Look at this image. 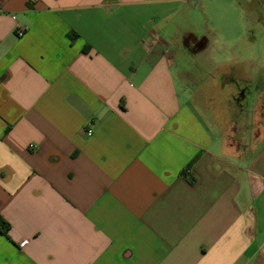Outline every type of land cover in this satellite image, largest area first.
I'll return each mask as SVG.
<instances>
[{
  "label": "crops",
  "instance_id": "1",
  "mask_svg": "<svg viewBox=\"0 0 264 264\" xmlns=\"http://www.w3.org/2000/svg\"><path fill=\"white\" fill-rule=\"evenodd\" d=\"M259 45L264 0H0V264H264Z\"/></svg>",
  "mask_w": 264,
  "mask_h": 264
},
{
  "label": "rangeland",
  "instance_id": "2",
  "mask_svg": "<svg viewBox=\"0 0 264 264\" xmlns=\"http://www.w3.org/2000/svg\"><path fill=\"white\" fill-rule=\"evenodd\" d=\"M197 31H199L197 29ZM201 33V32H199ZM264 51V46H258L256 51ZM198 57L185 56L182 60L179 59L178 67L180 69H188L192 77L189 80H185L183 83L190 89L196 90L201 88L202 81H208L205 79L207 72L211 69L207 65H203L200 61H197ZM258 63L249 64L243 63H230L226 66L227 78H220L219 80L225 83V86L220 89V96L224 98V103L229 108L230 118L238 121L241 117L249 118L250 114L253 115L255 105L261 102L262 108H264V77H262L260 71H256ZM259 66L264 65V62L259 63ZM210 68V69H209ZM203 77V78H201ZM255 86L258 87L255 88ZM260 95V96H259ZM193 105L200 112L202 97L201 95H195ZM264 114V112H262ZM264 117V116H262ZM264 119V118H262Z\"/></svg>",
  "mask_w": 264,
  "mask_h": 264
},
{
  "label": "built area",
  "instance_id": "3",
  "mask_svg": "<svg viewBox=\"0 0 264 264\" xmlns=\"http://www.w3.org/2000/svg\"><path fill=\"white\" fill-rule=\"evenodd\" d=\"M24 32H25V29L19 27V28L16 29L15 34H16V36H17L18 38H20V37L23 36ZM91 134H92V130H91V129H87V130H86V135H87V136H91ZM30 148L33 149V146H31ZM26 244H27V241L24 240V239L19 240L18 243H17V245H18L20 248H23Z\"/></svg>",
  "mask_w": 264,
  "mask_h": 264
},
{
  "label": "trees",
  "instance_id": "4",
  "mask_svg": "<svg viewBox=\"0 0 264 264\" xmlns=\"http://www.w3.org/2000/svg\"><path fill=\"white\" fill-rule=\"evenodd\" d=\"M7 230V224L0 219V233H4Z\"/></svg>",
  "mask_w": 264,
  "mask_h": 264
}]
</instances>
